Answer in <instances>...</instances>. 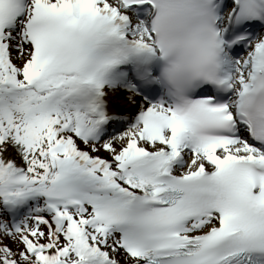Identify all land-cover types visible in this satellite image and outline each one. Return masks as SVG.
Returning <instances> with one entry per match:
<instances>
[{
	"label": "snow or ice",
	"instance_id": "1",
	"mask_svg": "<svg viewBox=\"0 0 264 264\" xmlns=\"http://www.w3.org/2000/svg\"><path fill=\"white\" fill-rule=\"evenodd\" d=\"M0 264H264V0H0Z\"/></svg>",
	"mask_w": 264,
	"mask_h": 264
},
{
	"label": "clouds",
	"instance_id": "2",
	"mask_svg": "<svg viewBox=\"0 0 264 264\" xmlns=\"http://www.w3.org/2000/svg\"><path fill=\"white\" fill-rule=\"evenodd\" d=\"M209 70V64L207 62L189 63L186 64L179 74H174L171 78L163 80L160 83V87L165 92L174 90L184 80L194 77L197 73ZM161 74H163V68H161Z\"/></svg>",
	"mask_w": 264,
	"mask_h": 264
}]
</instances>
